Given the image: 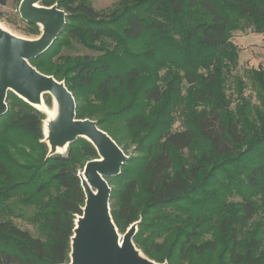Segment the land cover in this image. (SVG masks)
I'll list each match as a JSON object with an SVG mask.
<instances>
[{
    "label": "trees",
    "instance_id": "trees-1",
    "mask_svg": "<svg viewBox=\"0 0 264 264\" xmlns=\"http://www.w3.org/2000/svg\"><path fill=\"white\" fill-rule=\"evenodd\" d=\"M54 4L65 27L30 64L64 82L77 119L137 149L107 180L117 231L139 222L133 243L156 263L264 264V220L254 224L259 212L264 219V72H250L263 91L254 115L247 104L231 108L223 72L238 59L235 32L264 33V0H117L102 11L42 2ZM73 43L92 55L60 54ZM6 104L0 264H68L85 199L79 159H97L96 150L78 138L66 157H47L41 113L11 92ZM232 193L240 200L226 203Z\"/></svg>",
    "mask_w": 264,
    "mask_h": 264
},
{
    "label": "water",
    "instance_id": "water-1",
    "mask_svg": "<svg viewBox=\"0 0 264 264\" xmlns=\"http://www.w3.org/2000/svg\"><path fill=\"white\" fill-rule=\"evenodd\" d=\"M43 1L21 0L18 7L22 21L39 27L36 39L17 38L0 28V116L7 112L9 92L37 110L40 108L34 103L39 105L42 100L44 104L43 97L49 95L56 114L46 126L47 157L63 151L78 138L96 150L98 158L86 162L82 170L85 185L77 175L85 199L82 213L74 221L68 264H161L142 258V252L135 249L132 239L139 222L120 239L109 213L111 187L107 180L120 174L128 156L95 121L77 119L75 100L63 81L40 73L30 64L50 48L66 24L65 13L56 4L43 6Z\"/></svg>",
    "mask_w": 264,
    "mask_h": 264
},
{
    "label": "rangeland",
    "instance_id": "rangeland-1",
    "mask_svg": "<svg viewBox=\"0 0 264 264\" xmlns=\"http://www.w3.org/2000/svg\"><path fill=\"white\" fill-rule=\"evenodd\" d=\"M89 3L96 11L106 10L112 7L117 0H84ZM19 4L13 0H9L6 5L0 6V28L9 32L11 35L22 39H36L40 35H31L27 33V24L21 20ZM39 28V27H38ZM237 49L238 59L233 66H226L223 69L225 78V93L231 103V108L239 107L241 104H247L248 110L254 115L260 110V95L263 93L258 81L251 77L250 72L253 70H261L264 72V33L256 34L250 30L243 32H235L231 39ZM61 55H92L89 51L81 46L73 43V48L63 49ZM226 64V62H225ZM44 108L37 110L42 115L41 142L45 143L47 138V123L55 116V106L52 97L46 95L43 97ZM174 130L180 129L179 123L174 125ZM135 145L127 144L124 154L128 157H134L137 154ZM56 155L66 157L68 155V146L63 151L57 152ZM87 161L79 159L78 174L83 170ZM80 165H83L82 167ZM239 197L232 193L226 197L225 202H238ZM263 215L259 212L254 224L260 225L262 228ZM16 224L21 228L28 230L32 235H37L38 231L35 225L28 223L22 219L15 220ZM264 232V227H263ZM120 239L123 234H119ZM209 237V236H207ZM135 249L141 253V250L135 246ZM142 258H146L144 254H140ZM168 264V262H165Z\"/></svg>",
    "mask_w": 264,
    "mask_h": 264
},
{
    "label": "bare ground",
    "instance_id": "bare-ground-1",
    "mask_svg": "<svg viewBox=\"0 0 264 264\" xmlns=\"http://www.w3.org/2000/svg\"><path fill=\"white\" fill-rule=\"evenodd\" d=\"M34 105L37 106V107L40 108V109H42V108L45 107L44 104H42V100H41V102H40L39 105H37L36 103H34ZM79 174H80V177H81V181H82L83 184L85 185V184H86V182H85V177H84L82 171H81ZM120 246H121V243H119V247H120Z\"/></svg>",
    "mask_w": 264,
    "mask_h": 264
}]
</instances>
